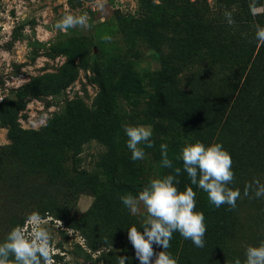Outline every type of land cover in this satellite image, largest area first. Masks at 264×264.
<instances>
[{
	"label": "rangeland",
	"instance_id": "374dc122",
	"mask_svg": "<svg viewBox=\"0 0 264 264\" xmlns=\"http://www.w3.org/2000/svg\"><path fill=\"white\" fill-rule=\"evenodd\" d=\"M218 1L0 0V241L37 211L57 264H116L117 256L139 264L127 228L142 232L143 208L133 215L120 197L174 174L160 165L161 143L168 144L173 168H181L178 191L196 192L193 211L203 212L206 225L203 248L173 233L165 251L177 264H211L219 248L211 235L227 210L245 226L231 242L235 250L257 241L252 233L264 240V227L255 232L252 223L253 205L264 201L253 184H264V153L255 162L241 156L244 145L264 150V126L255 128L262 112L246 101L226 123L223 109L233 96L216 87L231 74L222 62L250 58L239 47L243 34L225 28L224 12L260 14L264 0H243L246 9L237 0ZM84 13L89 27L54 28L64 15ZM232 36L238 42L229 51ZM262 68L257 77L264 78ZM147 124L153 146L132 161L124 126ZM197 141L221 143L230 154L228 187L241 192L235 208L214 207L190 184L178 157ZM247 184L252 188L244 195ZM208 241L217 249L208 250Z\"/></svg>",
	"mask_w": 264,
	"mask_h": 264
},
{
	"label": "clouds",
	"instance_id": "9594fccd",
	"mask_svg": "<svg viewBox=\"0 0 264 264\" xmlns=\"http://www.w3.org/2000/svg\"><path fill=\"white\" fill-rule=\"evenodd\" d=\"M224 17L229 25L234 23L230 11H225ZM74 27H89L87 13L66 14L54 25L55 29L64 32ZM102 39L107 41L111 37L105 35ZM254 39L259 44H264V26H255ZM123 131L127 137L125 145L130 151V159L143 160L144 148L153 146L152 126L125 125ZM159 149L161 167L173 169L174 174L151 179L135 196L127 194L120 197L121 203L133 215L140 213L141 207L143 208L142 232L135 225L127 228V239L139 264H177V258L165 251L170 246L169 241L174 232L185 240H190L197 248L205 245L204 214L193 211L196 207V192L187 186L183 191H178L176 185L179 184L181 168H173L172 161L168 158L167 143H161ZM178 159L182 161L183 171L190 184L203 190L214 207L219 208L222 204L229 209L236 207L241 192L228 187L234 177L232 159L221 143L205 146L197 141L186 144ZM253 184L255 197L264 196V184L259 181H253ZM250 188L252 184H247L243 194L248 195ZM45 223V218L39 212L32 211L26 216L23 225L13 227L4 240L0 241V264H57L53 258L55 249L50 243L49 230L43 226ZM56 224L59 227L60 221L56 220ZM154 246L163 250L154 253ZM244 257L243 264H264V240L257 246H246ZM128 260L127 256H117L116 264H126ZM231 264H242V261L235 257Z\"/></svg>",
	"mask_w": 264,
	"mask_h": 264
},
{
	"label": "trees",
	"instance_id": "16d2710c",
	"mask_svg": "<svg viewBox=\"0 0 264 264\" xmlns=\"http://www.w3.org/2000/svg\"><path fill=\"white\" fill-rule=\"evenodd\" d=\"M236 3L238 4L237 7L241 9H246L249 6V3L243 0H237ZM218 4H220L219 1ZM206 7L208 8L207 5ZM232 15L234 23L232 25H226L225 28H227L229 32L233 31V33L235 32L243 34L242 39L239 43V47H241V49L244 50V53L247 56L249 55L250 58L248 59L249 61L240 60L237 62V64L230 63L228 61L222 62V67L228 69L230 68L231 74L228 79L223 78L222 81L218 82L219 84H217L216 87L217 89H220V92L225 93L226 95L229 94L230 96H233V100L231 101L230 105L223 109H227L228 115L225 116L224 111L222 113V116L226 119V123H230L231 117L229 113L234 112L238 108V105L240 106V104H243V102L247 101L248 105L251 106V108L262 112L259 113V119L261 123L259 122V125L255 126V128H259L260 126H264V78L257 77L256 71L262 67V69L264 70V44H259L254 39V32L256 25L264 26V11H262L260 14L254 15L249 12L247 13L248 17H242V11L234 12ZM210 26L215 29L212 24L209 25V28ZM218 28H221L220 30H222L223 27L221 25V27L218 26ZM219 37L224 40L226 39V36L223 34H220ZM238 37L241 38V35L238 34ZM236 38L237 36H232V38H229L228 40L229 44L225 45V47L223 45H219V47H224L229 51L232 50L235 44L238 42L237 40H235ZM213 94L214 97H217L215 93ZM246 97L247 99H245ZM249 136L254 138L255 134L251 135V133H249ZM243 152L244 156L241 155L243 158H249L247 160L255 162L256 156L258 157L260 155V152L264 153V150L257 149L256 151H254L252 150L251 145L248 148H246V145H244ZM253 206L255 213H253L252 215V223L255 226L256 232L257 230H261L260 226L264 227V201L259 206ZM217 224L218 225L215 228V232L213 233L214 235H211V238L213 240L218 239L217 244H219V248H215L214 243L208 241V250H213L214 248L217 249L216 251L213 250L211 252V258H215L212 260L211 264H219L218 261L222 262V264H231L233 258L235 257H239L243 264V260L245 258V250H235L232 247L231 242H234V239L237 238L239 234H243L245 226L240 223L236 215L231 217L228 213V210L224 213L221 219L217 221ZM216 229L218 230V233ZM250 230H252V228ZM251 235V239L257 241L251 240L252 243H250L249 245L257 246L260 242L261 237H259V235H256V233H252ZM222 254L223 256H220Z\"/></svg>",
	"mask_w": 264,
	"mask_h": 264
}]
</instances>
